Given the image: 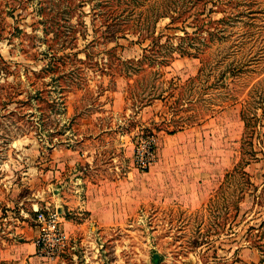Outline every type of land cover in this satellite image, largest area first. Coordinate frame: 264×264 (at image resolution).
Wrapping results in <instances>:
<instances>
[{"label": "rangeland", "instance_id": "rangeland-1", "mask_svg": "<svg viewBox=\"0 0 264 264\" xmlns=\"http://www.w3.org/2000/svg\"><path fill=\"white\" fill-rule=\"evenodd\" d=\"M71 2L0 0V180L15 172L21 144L48 151L78 143L97 154L100 169L135 168L142 197L124 222L67 232L59 259L32 264H264V0L215 5L211 26L227 29L200 45L212 66L196 80L188 79L200 57L178 52L167 65L143 62L127 73L115 56L138 60L148 38L89 44V15L72 21L83 18L87 36L64 35L61 7ZM168 21L158 31L183 33ZM230 62L240 69L218 80ZM178 118L190 124L169 135ZM154 131L157 160L137 169L134 146ZM239 160L246 174L225 178Z\"/></svg>", "mask_w": 264, "mask_h": 264}, {"label": "crops", "instance_id": "crops-1", "mask_svg": "<svg viewBox=\"0 0 264 264\" xmlns=\"http://www.w3.org/2000/svg\"><path fill=\"white\" fill-rule=\"evenodd\" d=\"M21 146L24 151L13 164L15 172L0 180V206L6 212L0 218L4 219L0 222V264L40 260L35 242L39 226L30 216L37 206L59 207L66 232L74 233L79 228L118 225L141 201V179L133 167L122 170L115 164L100 169L97 154L78 143L57 144L48 151L35 143L30 148Z\"/></svg>", "mask_w": 264, "mask_h": 264}, {"label": "trees", "instance_id": "trees-1", "mask_svg": "<svg viewBox=\"0 0 264 264\" xmlns=\"http://www.w3.org/2000/svg\"><path fill=\"white\" fill-rule=\"evenodd\" d=\"M220 3H232V0H78V2H71L61 7L64 23H60L59 27L63 28L62 33L64 35H74V39L78 40L80 36H87L89 25L83 18L80 19V24L73 23V16L76 14L80 17L89 15L91 17L92 35H94L89 44L94 40H99L100 37H103L104 41H108L128 34H137L141 44L148 38L147 41L149 42L142 46L144 52L138 60L115 56L122 65L121 69L125 68L127 73L131 70L136 73L143 67L141 66L143 62H147L149 66L167 65L174 58L175 52L182 55L198 56L201 60V67L196 76L188 79L196 80L201 77L204 70H208L210 64L200 45L210 46L216 40V35L227 29L218 24L211 26L212 14L220 10L215 5ZM165 18L169 20L165 27L172 28L173 26L183 33L166 34L162 29L158 31V23ZM76 26H82L79 28V32H77ZM204 31L208 32L209 35L203 36ZM163 36H166L164 40L162 39ZM173 37L179 38L177 43L173 41ZM71 41L65 42L62 46L70 47ZM74 44L75 42L72 45L74 46ZM110 59L112 60V58ZM239 69V66L230 62L225 69L218 73L216 78L227 80ZM157 73L158 76L161 74L159 71ZM188 124L190 122L178 118L174 122L175 129L167 132L173 133L184 129ZM245 124L248 126L247 122ZM244 168L245 163L239 160L232 170L227 171L225 178L237 171L246 174ZM237 209V213H239V205ZM262 225H264V220L259 227ZM254 227L251 226L249 229L252 230Z\"/></svg>", "mask_w": 264, "mask_h": 264}, {"label": "built area", "instance_id": "built-area-1", "mask_svg": "<svg viewBox=\"0 0 264 264\" xmlns=\"http://www.w3.org/2000/svg\"><path fill=\"white\" fill-rule=\"evenodd\" d=\"M159 136L157 132L137 140L131 157L132 164L140 170H149L157 160ZM35 220L39 232L35 242L36 254L48 260L59 259L69 243V236L62 224V213L56 207H35Z\"/></svg>", "mask_w": 264, "mask_h": 264}, {"label": "water", "instance_id": "water-1", "mask_svg": "<svg viewBox=\"0 0 264 264\" xmlns=\"http://www.w3.org/2000/svg\"><path fill=\"white\" fill-rule=\"evenodd\" d=\"M59 211H61V210L59 209Z\"/></svg>", "mask_w": 264, "mask_h": 264}]
</instances>
